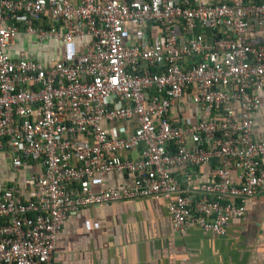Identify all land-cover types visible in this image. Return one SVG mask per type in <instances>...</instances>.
Instances as JSON below:
<instances>
[{
	"label": "built area",
	"instance_id": "built-area-1",
	"mask_svg": "<svg viewBox=\"0 0 264 264\" xmlns=\"http://www.w3.org/2000/svg\"><path fill=\"white\" fill-rule=\"evenodd\" d=\"M21 34L39 48L90 44L43 65L9 57ZM263 96L264 0H0V152L43 164L31 200L0 192V264H52L69 217L128 200H166L178 234L224 236L264 192ZM187 107L204 118L179 122ZM131 121V134H108ZM214 159L196 198L172 174ZM112 173L132 184L92 190Z\"/></svg>",
	"mask_w": 264,
	"mask_h": 264
},
{
	"label": "crops",
	"instance_id": "crops-1",
	"mask_svg": "<svg viewBox=\"0 0 264 264\" xmlns=\"http://www.w3.org/2000/svg\"><path fill=\"white\" fill-rule=\"evenodd\" d=\"M211 0H195L196 4ZM154 30L151 35H157ZM203 36L210 33L200 31ZM133 32H128L127 43L133 44ZM90 39L71 45L50 43L37 46L33 37L21 34L8 55L15 60H35L43 65L50 61L66 60L84 53ZM204 117L195 107H187L180 114L183 123L196 124ZM135 124H112L107 132L111 136L131 134ZM256 138L264 139V96L262 108L255 116ZM136 152L126 154L136 158ZM209 166L193 167L190 164L172 171L183 190L193 197L204 182ZM43 170L41 161H21L12 164L7 152H0V192L17 188L24 200L33 198L32 177ZM234 178L237 173L233 172ZM191 182V184L189 183ZM132 184V177L112 173L95 176L90 181L93 191L104 187L122 188ZM72 188V187H71ZM246 213L232 218L224 236L204 233L200 228L188 225L178 234L172 228L168 202L162 198L128 200L99 207L85 208L69 217L58 234L52 264H264V192L245 201Z\"/></svg>",
	"mask_w": 264,
	"mask_h": 264
},
{
	"label": "water",
	"instance_id": "water-1",
	"mask_svg": "<svg viewBox=\"0 0 264 264\" xmlns=\"http://www.w3.org/2000/svg\"><path fill=\"white\" fill-rule=\"evenodd\" d=\"M214 160H215V159H214ZM214 160H212V162H213ZM212 162H211V163H212Z\"/></svg>",
	"mask_w": 264,
	"mask_h": 264
}]
</instances>
